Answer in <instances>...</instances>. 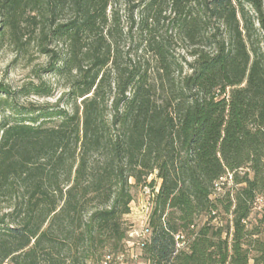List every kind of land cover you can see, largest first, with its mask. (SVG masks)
<instances>
[{"label": "trees", "instance_id": "16d2710c", "mask_svg": "<svg viewBox=\"0 0 264 264\" xmlns=\"http://www.w3.org/2000/svg\"><path fill=\"white\" fill-rule=\"evenodd\" d=\"M0 22L46 58L25 94L66 88L21 116L0 99V264H100L157 183L149 264H264L262 0H0Z\"/></svg>", "mask_w": 264, "mask_h": 264}, {"label": "rangeland", "instance_id": "374dc122", "mask_svg": "<svg viewBox=\"0 0 264 264\" xmlns=\"http://www.w3.org/2000/svg\"><path fill=\"white\" fill-rule=\"evenodd\" d=\"M122 5V4H121ZM123 6V5H122ZM251 16L255 18V13L249 10ZM262 16L264 19V0H262ZM3 30V26L0 22V32ZM256 40L259 43L260 49L264 53V25L256 32ZM24 57L22 54H18L13 45L11 37L5 33L0 38V86L5 88L9 94L5 95L0 91V99H5L7 96V103L13 107L14 112H18V116L24 114L27 111L30 104H36L45 106L46 104H53L60 97L61 93L66 90L63 87L62 81L57 80L51 74L40 73L43 80L50 84L52 95L48 97H41L33 94H25L28 85L31 82H37L38 70H40L46 63V58L36 53L34 48L29 50V53ZM62 98L60 104H64ZM7 111L0 108V121L4 116H7ZM158 185V183H157ZM230 185L223 186V191L229 189ZM134 200L131 204L130 213L125 216L127 226H138L143 216V204L144 195L142 189L138 187L132 188ZM9 204L6 199L0 197V210L5 212L6 206ZM152 210V207H151ZM222 222L225 223L231 217L220 212ZM255 225L260 230V234L264 237V201L258 200L251 215L249 216V226Z\"/></svg>", "mask_w": 264, "mask_h": 264}, {"label": "built area", "instance_id": "2783aa9c", "mask_svg": "<svg viewBox=\"0 0 264 264\" xmlns=\"http://www.w3.org/2000/svg\"><path fill=\"white\" fill-rule=\"evenodd\" d=\"M155 191L151 190L149 186H145L142 190L144 195L143 216L138 226H133L128 230V237L123 251L116 255L106 253L100 264H149L142 255L144 245L149 241L151 229L149 227L150 212L152 207V200ZM176 244L175 252L187 246V241L180 233L174 235Z\"/></svg>", "mask_w": 264, "mask_h": 264}]
</instances>
